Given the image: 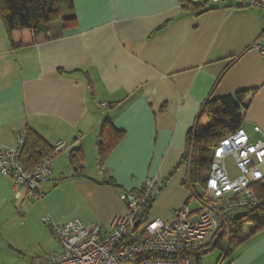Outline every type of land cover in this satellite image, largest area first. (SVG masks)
<instances>
[{"label": "crops", "instance_id": "0c3cea01", "mask_svg": "<svg viewBox=\"0 0 264 264\" xmlns=\"http://www.w3.org/2000/svg\"><path fill=\"white\" fill-rule=\"evenodd\" d=\"M206 1L72 0L74 24L53 23L48 40L24 48L12 46L0 18V150L17 148L28 131L52 148L68 146L39 201L24 189L14 197L0 175V264L43 261L61 251L53 225L109 226L127 213L122 195L148 179L165 187L208 100L247 93L242 129L252 143L264 141V56L255 48L264 45L263 13ZM106 119L124 136L101 165ZM250 233L216 264H264V229Z\"/></svg>", "mask_w": 264, "mask_h": 264}, {"label": "built area", "instance_id": "2783aa9c", "mask_svg": "<svg viewBox=\"0 0 264 264\" xmlns=\"http://www.w3.org/2000/svg\"><path fill=\"white\" fill-rule=\"evenodd\" d=\"M235 2L238 8L259 10L264 16V0ZM262 31L264 34V22ZM255 48L264 56V45L257 42ZM108 107L101 105L102 110ZM254 130L261 133L258 127ZM24 142L25 137H19L17 148L0 150V175L12 181L14 197L20 198V191L24 189L29 200L39 201L43 197L41 186L52 177L53 159L68 146L58 142L50 156L27 172L20 160ZM228 157L235 161L238 172L235 178L228 172ZM262 182L264 141L252 143L240 129L216 148L204 197L197 199V210L191 211L185 205L174 211L169 222L150 220L148 207L164 185L156 179H148L140 192L122 195L127 213L114 219L109 226H87L78 219L53 225L51 231L61 251L30 264H200L201 255L213 249L219 234H223L222 239L224 233L229 232L228 213L258 208L253 185Z\"/></svg>", "mask_w": 264, "mask_h": 264}, {"label": "trees", "instance_id": "16d2710c", "mask_svg": "<svg viewBox=\"0 0 264 264\" xmlns=\"http://www.w3.org/2000/svg\"><path fill=\"white\" fill-rule=\"evenodd\" d=\"M209 2L207 0L206 5ZM195 7L198 10H207V6H194L190 10H194ZM64 13H67V16L64 17ZM0 18L14 48L33 46L48 40L49 26L53 23L61 21L63 27L67 28L75 22L72 0H0ZM246 94L239 93L235 96L208 100L203 105L195 126L187 135L186 149L179 165V168H187V177L182 184L190 188L193 193L187 204L194 198L204 197L196 195L194 187L200 186L205 191L216 148L222 141L242 129V111L246 108L244 105ZM123 136L124 133L117 131L109 120L104 121L103 143L100 146L101 165ZM53 150L54 148L37 134L28 131L21 150V163L25 170L30 172L50 156ZM70 162L78 171L76 175H80L83 162L80 150H73L70 153ZM114 184L112 181L108 182V185ZM253 190L259 201L256 210H242L238 214L236 213L238 211H232L227 214L229 234L224 233L217 244V248L222 247L226 256L244 241L242 236L246 227H251V235L264 229V182L253 185ZM224 238H227L226 245L222 242Z\"/></svg>", "mask_w": 264, "mask_h": 264}, {"label": "rangeland", "instance_id": "374dc122", "mask_svg": "<svg viewBox=\"0 0 264 264\" xmlns=\"http://www.w3.org/2000/svg\"><path fill=\"white\" fill-rule=\"evenodd\" d=\"M63 10L65 11V7H63ZM65 15L67 16V13H64L63 16L65 17ZM56 23L59 24L61 23V21H58ZM226 165L230 176L233 178L237 177L238 172L236 170L235 161L232 157H228L226 159ZM185 177H186V168L181 167L179 171L167 181L166 186L163 188L162 192L160 193V195H165L166 199L163 200V202L162 201L160 202V200H158L160 198L159 195L157 199V203H155V205L149 211L150 219L152 221L159 218V216L170 217L173 211L177 210L175 209L176 206L181 204L178 207V209H180L183 206H185L186 203L190 200L193 193L190 188L183 186L182 183ZM194 191L196 195H198L199 197L204 196V191L200 188V186L194 187ZM188 208L191 211L197 210L199 208V203L196 198L190 201V203L188 204ZM236 213L238 214L240 212L238 211ZM163 222H167V220ZM228 234L229 232L226 235ZM226 239L227 238H224V240L222 241L224 245H226V241H227ZM224 254L225 251H223L221 247V248L211 249L209 253H205L200 258L202 260V264H216L217 261L222 260Z\"/></svg>", "mask_w": 264, "mask_h": 264}, {"label": "water", "instance_id": "95a60500", "mask_svg": "<svg viewBox=\"0 0 264 264\" xmlns=\"http://www.w3.org/2000/svg\"><path fill=\"white\" fill-rule=\"evenodd\" d=\"M222 235L223 234L220 233L219 236H218V238L214 241L213 246H212L213 249L217 248V244L219 242V239L222 237Z\"/></svg>", "mask_w": 264, "mask_h": 264}]
</instances>
